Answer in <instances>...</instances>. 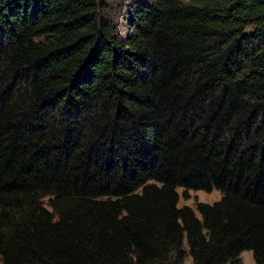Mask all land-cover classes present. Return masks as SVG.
Instances as JSON below:
<instances>
[{
	"label": "trees",
	"instance_id": "trees-1",
	"mask_svg": "<svg viewBox=\"0 0 264 264\" xmlns=\"http://www.w3.org/2000/svg\"><path fill=\"white\" fill-rule=\"evenodd\" d=\"M108 1L0 0V264H264V0Z\"/></svg>",
	"mask_w": 264,
	"mask_h": 264
},
{
	"label": "rangeland",
	"instance_id": "rangeland-1",
	"mask_svg": "<svg viewBox=\"0 0 264 264\" xmlns=\"http://www.w3.org/2000/svg\"><path fill=\"white\" fill-rule=\"evenodd\" d=\"M125 0H109V6L110 9L108 10V14L110 18H112L116 24V27H120L122 24L121 16L126 10L125 5H120L121 2H124ZM98 2V0H97ZM126 27V26H124ZM178 192L180 195V201L179 206H191L194 209H196V205L198 202H207V203H213L218 201L221 198V193L218 190H213L211 192H206L203 190H187V196H184L185 189L182 187L178 188ZM197 215L198 212H197ZM242 259L244 264H256L252 251H244L242 253ZM185 264H192V259L188 258L185 262Z\"/></svg>",
	"mask_w": 264,
	"mask_h": 264
}]
</instances>
